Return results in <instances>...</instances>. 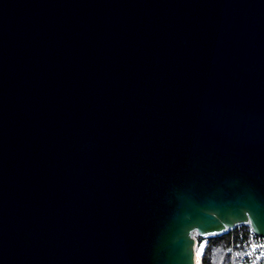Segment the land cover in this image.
Instances as JSON below:
<instances>
[{
  "label": "water",
  "instance_id": "1",
  "mask_svg": "<svg viewBox=\"0 0 264 264\" xmlns=\"http://www.w3.org/2000/svg\"><path fill=\"white\" fill-rule=\"evenodd\" d=\"M264 237V0H0V264H196Z\"/></svg>",
  "mask_w": 264,
  "mask_h": 264
},
{
  "label": "built area",
  "instance_id": "2",
  "mask_svg": "<svg viewBox=\"0 0 264 264\" xmlns=\"http://www.w3.org/2000/svg\"><path fill=\"white\" fill-rule=\"evenodd\" d=\"M226 235L230 237L226 248L228 264H264V237H258L249 228L242 227H237ZM206 245L207 239L195 242L196 264H200Z\"/></svg>",
  "mask_w": 264,
  "mask_h": 264
},
{
  "label": "trees",
  "instance_id": "3",
  "mask_svg": "<svg viewBox=\"0 0 264 264\" xmlns=\"http://www.w3.org/2000/svg\"><path fill=\"white\" fill-rule=\"evenodd\" d=\"M243 229L248 227L241 226ZM229 235H225L219 238H211L207 240V245L203 256L200 260L201 264H228L227 261V242L229 241ZM199 243L201 239L197 238Z\"/></svg>",
  "mask_w": 264,
  "mask_h": 264
},
{
  "label": "snow or ice",
  "instance_id": "4",
  "mask_svg": "<svg viewBox=\"0 0 264 264\" xmlns=\"http://www.w3.org/2000/svg\"><path fill=\"white\" fill-rule=\"evenodd\" d=\"M202 251H203V248H202V246H201L200 254H202Z\"/></svg>",
  "mask_w": 264,
  "mask_h": 264
},
{
  "label": "rangeland",
  "instance_id": "5",
  "mask_svg": "<svg viewBox=\"0 0 264 264\" xmlns=\"http://www.w3.org/2000/svg\"><path fill=\"white\" fill-rule=\"evenodd\" d=\"M201 264V263H200Z\"/></svg>",
  "mask_w": 264,
  "mask_h": 264
}]
</instances>
